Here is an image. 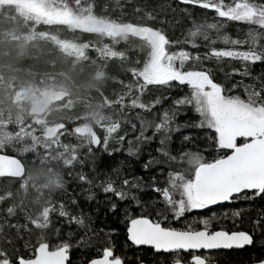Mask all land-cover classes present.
Segmentation results:
<instances>
[{
  "label": "snow or ice",
  "instance_id": "snow-or-ice-1",
  "mask_svg": "<svg viewBox=\"0 0 264 264\" xmlns=\"http://www.w3.org/2000/svg\"><path fill=\"white\" fill-rule=\"evenodd\" d=\"M180 3L216 14L209 21L206 16L198 18L184 9L188 19L186 43L200 47L197 41L202 37L207 42L205 58H235L245 62L242 71L233 68L232 72L240 73L250 79L251 83L233 84L226 94L225 85L215 80L211 69L206 66L186 68L185 61L191 59L192 53L184 47L178 48V51L170 50V45L185 41L170 40L162 27L147 23L129 21L118 25V28L140 38L146 45L147 53L142 63L139 60L131 62L124 70L131 74V81L116 79L123 87L120 92L114 93L115 100L105 98L111 112L103 118L105 122L100 124L104 131L103 138L95 130L76 129L88 136L85 144L87 152L82 153L77 146H72L73 150L64 159L63 166L75 169L79 165L80 170L75 171L74 176L80 185H87L79 187V194L86 200L96 199L98 194L95 189L99 188L105 195L104 203L109 210L117 208L112 197L120 201L130 200L141 207L139 214L127 219V237L134 245H150L162 251L167 258L162 257L160 264H211L206 256L192 255L185 259L179 253L188 249L252 245L253 235L249 231H210L206 218L201 220L204 227L198 229L166 227L161 221L169 216L180 217L186 209H202L217 202L240 199L252 201L264 197V73L253 76L249 69L250 64H264V0H180ZM155 7L136 5L133 11H143L145 16L153 17ZM119 8L123 12L124 5H119ZM225 18L251 25L244 39H236L227 34H218L212 38V31L219 33L221 28L216 21ZM218 40L248 47H215ZM196 55L199 57L198 53ZM123 56H126V52L121 53L120 58ZM174 82L187 85L189 92L177 97L169 93L167 97L157 94L147 100L143 98L150 88L172 86ZM241 83L243 96L235 91ZM164 99L170 103L163 105ZM161 105V111L153 112L151 118L144 115V112ZM124 107L130 111L123 112ZM137 108L142 111H132ZM188 108L198 114L199 119L190 123L179 122L177 117L186 113ZM133 119L139 122L138 131ZM122 120L130 123L136 132L134 136L127 132L115 136L121 144L127 140L128 146L122 151L128 157L139 158L144 145H150L154 140L157 143L154 150L149 147L147 159L141 165L146 172L154 170V175L148 181L140 175L124 171L122 161L105 171L96 172L93 148L101 146L103 140V148L109 155L121 150L109 149L108 143L121 127ZM186 127L196 128L203 133V138L196 133H185L178 144L174 142L173 134ZM149 129L152 135L146 134ZM206 151H216L217 155L208 159L204 155ZM89 164L96 173L94 177H89L84 171ZM15 174L0 171V176ZM54 183L55 190L65 188L62 174ZM144 189L155 192L156 197L151 201H142L138 193ZM52 193L35 206H27L23 199L14 200L11 190L0 192V205H3L0 207V264H66L69 250L73 246L71 240L76 234L71 228L64 234V239L56 236L58 242L54 245L41 236L28 256L20 253L16 243L22 231L31 230L29 225L38 229L49 228L52 214L69 225H76L80 233L79 239L75 240L76 245L91 246L92 238L99 231H93L95 223L92 213L84 211L80 206L75 190L71 194L65 193L66 200H58ZM156 204H162L163 207H154ZM124 211L127 212V208ZM21 214L23 222L17 218ZM233 215L239 216V210H234ZM257 230L264 233V208H261L253 223V232ZM24 247L26 249L28 245ZM169 252L172 255L169 256ZM137 260L138 264H145L139 257ZM88 264H125V259L114 254L112 246H105L101 254L88 260ZM250 264H264V253L254 255Z\"/></svg>",
  "mask_w": 264,
  "mask_h": 264
},
{
  "label": "trees",
  "instance_id": "trees-1",
  "mask_svg": "<svg viewBox=\"0 0 264 264\" xmlns=\"http://www.w3.org/2000/svg\"><path fill=\"white\" fill-rule=\"evenodd\" d=\"M52 1L59 4L61 12H67L72 17L87 14L115 24L132 21L162 27L170 40L185 41L175 46L170 45L171 51L184 47L193 54L191 59L185 61L186 68L206 66L211 69L215 80L225 85L226 94L233 84L251 83L250 79L240 73L232 72L233 68L242 71L245 62L235 58H205L207 42L202 37L197 41L200 47H192L186 43L188 19L183 10L187 9L198 18L206 16L209 21L216 15L213 11L193 8L192 5L180 3V0ZM121 4L124 5L123 12L119 8ZM145 4L148 8L156 6L153 17L145 16L143 11H133L136 5ZM49 5L52 7V3ZM216 22L221 28L219 33L212 31V38L218 34H227L242 40L251 27L246 22L226 18ZM214 46L248 47L219 40ZM125 52L126 56L120 58L121 53ZM146 53V45L135 34L110 35L83 30L61 21H38L31 14L23 12L16 2H0V152L18 156L25 168L24 175L19 179L0 177V192L11 190L14 200L23 199L25 205L35 206L53 191L52 195L56 199L66 200L65 193L71 194L75 190L80 206L93 215V231L99 230L92 238L91 246H78L75 240L79 239L80 233L77 232L76 225H69L56 214H52L49 228L38 229L29 225L30 231H22L21 238L16 241L21 254L31 255L41 236L50 244H56L58 241L55 237L64 239V234L71 228L76 234L71 240L73 246L69 250L68 264H88V260L101 254L105 246H112L114 254L121 255L125 264H138L137 257L149 264H160L162 257L167 258L163 252L155 253L151 248L136 247L128 241L127 219L131 215L139 214L141 207L130 200L120 201L112 197L117 208L109 210L104 203L105 195L99 188L95 189L98 194L96 199L86 200L79 194V187L87 185H80L74 176V172L80 170L79 165L75 169L63 166L64 159L73 150L72 146H77L82 153L87 152L85 144L88 136L76 129L95 130L103 138L104 131L100 124L105 122L103 118L111 112L105 98L115 100L114 93L120 92L123 87L116 79L131 81V74L124 70L131 62L139 60L142 63ZM249 69L255 76L257 73H264V64H250ZM235 91L244 95L242 83ZM188 92L187 85L174 82L172 86L150 88L143 98L147 100L157 94L167 97L169 93L177 97ZM169 103L168 99H164L163 105ZM163 105L144 112V115L151 118L153 112L161 111ZM122 111L128 113L130 109L124 107ZM132 111L142 110L137 108ZM198 119V114L191 108L177 117L179 122L189 123ZM132 122L136 123L138 131L139 122L135 119ZM125 132L132 136L136 134L131 124L122 120L121 127L108 143L109 149L121 150L114 151L112 155L104 150L103 140L101 146H94L96 172L105 171L122 161L124 171L140 175L148 181L154 175V170L146 172L141 165L147 159L149 147L154 150L157 143L154 140L150 145H144L139 158L128 157L122 151L128 146L127 140L121 144L115 139V136ZM185 133H196L203 138V133L196 128L186 127L173 134L174 142L178 144ZM146 134L152 135L151 129ZM204 155L211 159L217 152L206 151ZM84 171L89 177L96 175L90 164ZM70 172L73 175H69ZM61 174L66 182L65 188L55 190L54 182ZM138 194L142 201H151L157 195L150 189L141 190ZM154 207L160 208L163 205L156 204ZM125 208L127 212L124 211ZM261 208H264V197H257L252 201L240 199L221 205L205 206L202 209H186L180 217L169 216L161 222L166 227L198 229L204 227L201 220L206 218L210 230L249 231L253 235L252 245L241 249L211 251L208 254L209 261L215 264H248L254 255L264 253V233L259 230L253 232V223ZM234 210H239L240 215L234 216ZM17 218L23 222L22 214ZM109 229L114 231L110 232ZM25 244L28 245L26 249Z\"/></svg>",
  "mask_w": 264,
  "mask_h": 264
},
{
  "label": "rangeland",
  "instance_id": "rangeland-1",
  "mask_svg": "<svg viewBox=\"0 0 264 264\" xmlns=\"http://www.w3.org/2000/svg\"><path fill=\"white\" fill-rule=\"evenodd\" d=\"M6 1L16 2L21 7L23 12H26L27 15L31 14L32 18L38 21H61L83 30L98 31L110 35L131 33L117 27L118 25L123 24H115L102 19H97L91 15L84 14L80 15V17H72L71 15L67 14V12H61L60 8L58 7L59 4L54 3L52 0H0V2ZM50 3H52V7L49 5ZM54 8L60 10V12H57ZM204 256L207 258L209 257L208 254Z\"/></svg>",
  "mask_w": 264,
  "mask_h": 264
},
{
  "label": "water",
  "instance_id": "water-1",
  "mask_svg": "<svg viewBox=\"0 0 264 264\" xmlns=\"http://www.w3.org/2000/svg\"><path fill=\"white\" fill-rule=\"evenodd\" d=\"M0 171H3V172H12V173H16L15 175H4V176H0V177H12V178H21L23 175H24V171H25V168H24V164L23 162L21 161V159L16 156V155H13V154H8V153H5V152H0ZM228 201H224V202H217L216 204L214 205H221V204H224V203H227ZM210 206V205H209ZM216 230H220V229H216ZM216 230H212V231H216ZM236 231H242V230H236ZM126 232H127V229H126ZM128 239V237H127ZM132 245H134L130 240H128ZM136 247H146V248H151L155 253H160L162 251H157L155 250L152 246L150 245H134ZM245 246H250V245H245ZM243 246V247H245ZM243 247H231V248H224V247H220V248H213V249H204V248H200V249H188V250H181L180 252H183V253H186V252H195V253H199L201 251H206V252H209V251H217V250H230V249H241ZM171 253V252H169ZM198 255V254H196ZM68 260H69V257L66 261V264H68ZM145 264H149V263H146ZM211 264H215V263H212ZM250 264V263H248Z\"/></svg>",
  "mask_w": 264,
  "mask_h": 264
},
{
  "label": "flooded vegetation",
  "instance_id": "flooded-vegetation-1",
  "mask_svg": "<svg viewBox=\"0 0 264 264\" xmlns=\"http://www.w3.org/2000/svg\"><path fill=\"white\" fill-rule=\"evenodd\" d=\"M210 231H212V230H210ZM209 252H211V251H209ZM209 252H206V251H201L199 253H195V252H186V253H183V252H180V254H184L182 257L185 258V259H187V258H189L192 255L198 254V255L204 256L206 254H209Z\"/></svg>",
  "mask_w": 264,
  "mask_h": 264
}]
</instances>
